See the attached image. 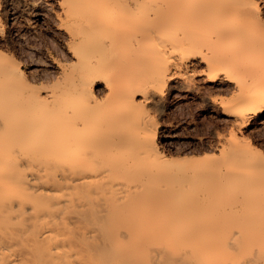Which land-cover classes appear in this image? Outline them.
I'll use <instances>...</instances> for the list:
<instances>
[{
  "label": "bare ground",
  "instance_id": "1",
  "mask_svg": "<svg viewBox=\"0 0 264 264\" xmlns=\"http://www.w3.org/2000/svg\"><path fill=\"white\" fill-rule=\"evenodd\" d=\"M261 1L54 0L73 62L43 88L0 51V264H264L263 156L232 134L229 174L181 168L142 106L204 65L225 116L264 113Z\"/></svg>",
  "mask_w": 264,
  "mask_h": 264
},
{
  "label": "rangeland",
  "instance_id": "2",
  "mask_svg": "<svg viewBox=\"0 0 264 264\" xmlns=\"http://www.w3.org/2000/svg\"><path fill=\"white\" fill-rule=\"evenodd\" d=\"M44 1L0 0V20L4 26L0 32V51L21 64L19 66L21 73L28 78L25 77L31 85L38 88H43L47 83L53 84L52 81H57V77L60 76L58 73L61 65H69L73 62L72 53L66 44L69 37L65 35L67 33L61 26L58 28V24L61 25L58 18L60 9L57 3L53 2L54 0L48 1L49 3ZM254 1L261 9L263 8L261 0ZM203 67L204 65H198L197 69L195 67L192 69L198 70H195V73L200 74ZM198 74L195 78L198 86L192 89L195 92L186 89L181 91L176 87L182 86L181 81L177 80L173 87L164 90L165 95L161 97L162 105L147 106L140 103L141 98L137 99V102L144 107V114L148 115L153 123L157 153L165 159L180 160L178 163L181 164V168L218 163L222 165L220 172L229 174V166L221 160V151L235 143L232 141L237 138L251 145L252 149L249 150L251 155L248 154L246 160L248 164L252 165L262 156L264 158V113L254 116L250 114L248 124L240 128V125L238 126L240 118L225 116L224 107L221 106L222 98L224 101L232 100L233 94L230 92L233 90L232 85L219 80L210 85L204 74L201 75L205 77L204 80ZM172 88L175 89L171 90ZM96 92L100 98H103L102 86L97 87ZM261 93H264V89ZM217 101L220 103L218 104ZM232 134L235 135V139H232ZM224 182L222 190L226 193H223V198H233L237 190L234 177L229 175ZM190 189H195V186ZM239 213L243 215L244 211ZM230 216L234 218L231 214Z\"/></svg>",
  "mask_w": 264,
  "mask_h": 264
}]
</instances>
